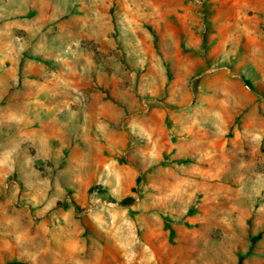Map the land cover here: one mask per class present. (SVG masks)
Returning a JSON list of instances; mask_svg holds the SVG:
<instances>
[{
  "label": "rangeland",
  "instance_id": "rangeland-1",
  "mask_svg": "<svg viewBox=\"0 0 264 264\" xmlns=\"http://www.w3.org/2000/svg\"><path fill=\"white\" fill-rule=\"evenodd\" d=\"M0 264H264V0H0Z\"/></svg>",
  "mask_w": 264,
  "mask_h": 264
}]
</instances>
